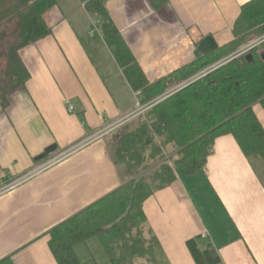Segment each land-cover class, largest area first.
Masks as SVG:
<instances>
[{
	"label": "crops",
	"instance_id": "0c3cea01",
	"mask_svg": "<svg viewBox=\"0 0 264 264\" xmlns=\"http://www.w3.org/2000/svg\"><path fill=\"white\" fill-rule=\"evenodd\" d=\"M55 1L47 14L51 35L20 52L29 80L9 94L6 108L0 104V191L19 181L0 193V262L58 264L51 231L129 182L116 161L115 134L150 107L125 78L99 16L80 0H63L62 7ZM250 1L166 0L157 7L151 0H106L104 6L148 81L156 83L194 62L207 37L218 49L231 43ZM77 2L85 15H76ZM94 26L99 37L89 31ZM254 112L264 128L263 107ZM52 146L54 154L36 160ZM258 164L225 135L203 171L177 169L175 182L144 203L158 263L197 264L187 245L196 240L201 251L214 250L220 264H264Z\"/></svg>",
	"mask_w": 264,
	"mask_h": 264
},
{
	"label": "trees",
	"instance_id": "16d2710c",
	"mask_svg": "<svg viewBox=\"0 0 264 264\" xmlns=\"http://www.w3.org/2000/svg\"><path fill=\"white\" fill-rule=\"evenodd\" d=\"M96 13L98 27L132 89L150 107L119 129L116 161L130 178L118 190L68 219L50 233V249L58 264H84L75 248L97 238L111 264H159L158 241L146 237L144 203L176 180V170L192 175L206 168L215 141L232 135L248 158L264 162V128L254 112L264 109V42L246 55L230 59L202 75L224 58L264 38V0L241 8L233 28V41L156 83H150L101 0H80ZM157 7L166 0H151ZM55 0H0V104L25 86L29 72L20 57L24 48L51 35L47 14ZM251 56L252 59H249ZM199 76L191 82L190 79ZM184 82L185 86L158 101ZM175 152L172 156L167 151ZM148 233V231H147ZM197 264H220L214 250L201 251L196 240L187 243ZM0 264H14L6 258Z\"/></svg>",
	"mask_w": 264,
	"mask_h": 264
},
{
	"label": "rangeland",
	"instance_id": "374dc122",
	"mask_svg": "<svg viewBox=\"0 0 264 264\" xmlns=\"http://www.w3.org/2000/svg\"><path fill=\"white\" fill-rule=\"evenodd\" d=\"M59 1L61 2L60 6L61 7L64 6V5H62L63 0H59ZM74 11L75 12L77 11L78 14H76V15H85V11H87V10L82 7V4L80 2H77V4L74 5ZM90 30L92 31L91 32L92 34H93V32H95V34H96L95 37H99V34L97 33V29H96L95 26L92 27V28H89V31ZM263 42H264V38L257 39L254 43L244 47L243 49H241L240 51H238L234 55H232V56L230 55L226 59L224 58L222 61H220L219 63L215 64L211 68H208L207 70H205L201 74L205 75V74L215 70L218 66L223 65L226 62H229L230 59H232V58H237V57L243 55L242 53L249 52L251 49H253L256 46H259ZM185 85L186 84L182 85L181 87H183ZM177 89H179V88H177ZM165 97L157 99V101L160 102V101L164 100ZM140 115H138V116H140ZM138 116L134 117V121H132V123H138L139 122V120H137ZM120 131L118 130L116 132V134H115L116 137L118 136V133H120ZM166 153H167L168 156H172L175 152H173L172 149H169ZM115 156H116V153H115ZM255 157H256V163H259L257 165V167L258 166L260 167V170H261L260 172H261V174L263 176V180H264V164L262 163V161H261L259 156H255ZM131 179L132 178H129V181ZM17 184H18V182L16 181L13 184L8 185L6 190H8L9 188H11V187H13V186H15ZM146 237L148 239L151 238L150 235L147 233V231H146ZM76 251H77V255L79 257V260L82 261L84 264H86V263L87 264H111V261H110L109 257L107 256L103 246L100 244V242H99V240L97 238H94L91 242H88L87 244H81V245L77 246L76 247Z\"/></svg>",
	"mask_w": 264,
	"mask_h": 264
},
{
	"label": "water",
	"instance_id": "95a60500",
	"mask_svg": "<svg viewBox=\"0 0 264 264\" xmlns=\"http://www.w3.org/2000/svg\"><path fill=\"white\" fill-rule=\"evenodd\" d=\"M218 50L217 44L215 42V40L211 37H207L206 39H204L199 47H198V51L202 56H207L209 54L214 53L215 51ZM249 59H252L251 56H248ZM264 58V55H263ZM56 146H52L48 149H46L45 153L43 155H41L40 157H38L36 160L37 161H42L45 158H47L48 156L54 154L56 152Z\"/></svg>",
	"mask_w": 264,
	"mask_h": 264
},
{
	"label": "built area",
	"instance_id": "2783aa9c",
	"mask_svg": "<svg viewBox=\"0 0 264 264\" xmlns=\"http://www.w3.org/2000/svg\"><path fill=\"white\" fill-rule=\"evenodd\" d=\"M101 1H102L103 3H105L106 0H101ZM83 7L85 8V4H83ZM157 102H158V101H157ZM71 110H72V109H71ZM57 160H58V159H56V160H52V162L44 164V165L40 168V170H41V169H44V168H46V167H48V166L51 165L52 163H55ZM18 182H19V181H18ZM5 190H6V189L1 190L0 193L3 192V191H5Z\"/></svg>",
	"mask_w": 264,
	"mask_h": 264
},
{
	"label": "clouds",
	"instance_id": "9594fccd",
	"mask_svg": "<svg viewBox=\"0 0 264 264\" xmlns=\"http://www.w3.org/2000/svg\"><path fill=\"white\" fill-rule=\"evenodd\" d=\"M242 54L246 55L247 53L245 52V53H242Z\"/></svg>",
	"mask_w": 264,
	"mask_h": 264
}]
</instances>
